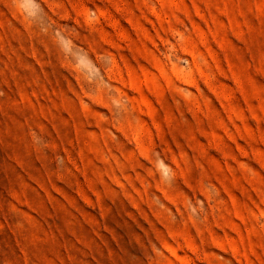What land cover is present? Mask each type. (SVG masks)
Segmentation results:
<instances>
[{
	"label": "rangeland",
	"instance_id": "374dc122",
	"mask_svg": "<svg viewBox=\"0 0 264 264\" xmlns=\"http://www.w3.org/2000/svg\"><path fill=\"white\" fill-rule=\"evenodd\" d=\"M0 264H264V0H0Z\"/></svg>",
	"mask_w": 264,
	"mask_h": 264
}]
</instances>
